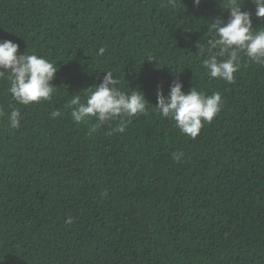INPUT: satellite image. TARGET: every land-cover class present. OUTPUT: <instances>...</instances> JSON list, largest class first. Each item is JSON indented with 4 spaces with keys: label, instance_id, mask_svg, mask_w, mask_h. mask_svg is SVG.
Returning a JSON list of instances; mask_svg holds the SVG:
<instances>
[{
    "label": "trees",
    "instance_id": "trees-1",
    "mask_svg": "<svg viewBox=\"0 0 264 264\" xmlns=\"http://www.w3.org/2000/svg\"><path fill=\"white\" fill-rule=\"evenodd\" d=\"M227 2L0 0V40L59 69L52 100L29 106L0 80V110L23 117L12 129L0 116V264H264V64L241 54L228 84L196 47ZM242 10L264 29L251 0ZM108 70L148 111L123 134H108L116 120L89 135L96 119L75 123L67 103ZM175 79L224 99L196 139L155 108Z\"/></svg>",
    "mask_w": 264,
    "mask_h": 264
},
{
    "label": "clouds",
    "instance_id": "clouds-1",
    "mask_svg": "<svg viewBox=\"0 0 264 264\" xmlns=\"http://www.w3.org/2000/svg\"><path fill=\"white\" fill-rule=\"evenodd\" d=\"M168 6L175 8L176 0H167ZM196 6L201 0H194ZM255 7V18H264V0H251ZM243 0H228L226 11L230 15L225 22L217 16L208 25V31L215 38L204 43H197L200 55H206L203 67L212 79L223 80L228 84L235 82L236 73L240 69L241 54L257 64H264V29L253 27V13L242 10ZM225 10V9H224ZM105 48L99 49L98 55L103 56ZM149 60H152L149 58ZM57 66L50 60L36 54L20 53V45L12 40H0V80H7V93L11 94L15 104L29 106L44 101H51L57 86L53 84L58 72ZM121 81L114 78V73L108 70L102 82L88 89L86 102L80 95H73L67 107L71 109V119L77 123H87L94 117L97 123L90 129L89 135L98 128L112 121L119 124L108 133H125L132 119L147 114L150 103L139 89L129 92L121 90ZM184 84L175 79L170 85L167 95L163 86L158 85L155 108L162 118L174 122L180 132L191 139H196L205 124H210L224 107V99L220 92L206 95L195 87L185 92ZM10 112L0 110V116L7 115L8 125L19 129L23 119L21 109L9 105ZM52 118L61 116L60 110L53 111ZM184 156L182 151L172 153V159L180 162ZM71 223V218L67 221Z\"/></svg>",
    "mask_w": 264,
    "mask_h": 264
}]
</instances>
